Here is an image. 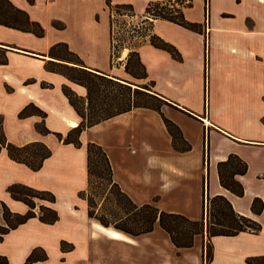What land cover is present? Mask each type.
Listing matches in <instances>:
<instances>
[{"label":"crops","instance_id":"crops-1","mask_svg":"<svg viewBox=\"0 0 264 264\" xmlns=\"http://www.w3.org/2000/svg\"><path fill=\"white\" fill-rule=\"evenodd\" d=\"M7 1L39 24L43 34L0 23L2 131L9 143L42 142L51 154L32 170L11 159L5 148L0 150V225H5L1 203L13 213L29 209L10 196L7 187L13 183L51 192L54 202L41 204L58 215L50 224L31 217L3 234L0 255L8 264H26L35 248L46 258L29 264H247L248 257L264 255V0H191L183 16L200 23L202 32L149 18L152 33L173 45L181 58L146 37L135 49L145 78L126 71L128 49H122L116 61L112 57L107 4H130L132 17L143 20L148 2L165 0ZM56 44H65L74 60L68 61L60 48L52 55ZM50 63L80 66L127 84L148 81L167 104L160 112L132 108L82 130L79 146L65 143L63 138L74 127L68 121L77 125L80 118L62 86L83 99L86 88L48 69ZM28 106V113L19 116ZM31 106L45 116L35 114ZM162 115L179 128L188 150L173 147ZM37 124L49 132H39ZM88 143L103 149L113 182L136 205L152 204L196 220L202 218L208 198L222 195L261 228L211 237L212 258L206 262V232L195 235L190 247L177 248L157 221L152 230L136 236L104 226L88 216L87 200L79 195L88 188ZM230 154L247 165L236 177L242 196L219 182L217 164ZM255 197L263 202L258 214L251 210ZM34 211L38 213L36 207Z\"/></svg>","mask_w":264,"mask_h":264},{"label":"trees","instance_id":"trees-1","mask_svg":"<svg viewBox=\"0 0 264 264\" xmlns=\"http://www.w3.org/2000/svg\"><path fill=\"white\" fill-rule=\"evenodd\" d=\"M172 1V3H170ZM109 10L114 9L115 12L120 14L121 9H126L130 16L134 15L133 8L130 4H107ZM191 5V0H165L162 2L151 1L148 2L145 7V16H147L143 22H148V33L145 35L144 39L147 37L152 45L155 47L164 49L168 51L172 57L175 59H180V54L177 49L164 41L162 38L152 33V20L155 18H162L184 26L188 29L202 32V25L196 22H189L185 20L183 16V7ZM124 14V13H122ZM151 18V19H149ZM0 23L5 24L10 27L31 31L34 34L41 36L43 30L40 25L36 22L30 21L27 14L12 6L7 0H0ZM111 32H112V20H110ZM113 34V33H112ZM112 35V57L117 56L114 53ZM56 48L63 49L64 56L68 61L74 60L73 54L68 51L65 44H56L52 47L50 53L53 55ZM134 55L136 58V65L141 70V73H136L133 65H130V57ZM72 57V58H71ZM48 69L58 71L65 75L69 80L83 85L86 88V98L78 96L73 90L68 86H62V92L68 99L69 104L73 107L74 111L80 118L79 123L72 127L67 133L63 141L65 143H73L75 146L80 145L79 135L82 130L90 127L100 121L108 119L114 115L126 112L135 107L150 108L160 112V107L167 102L158 96L156 92L152 89L143 87L144 89H139L138 87L133 89V97L128 98L127 102L118 100L119 98L115 95L111 97L113 102H110L111 110L103 108L106 101L102 99L104 89L101 86H108V84H116L125 87L129 90L130 84L120 82L118 80L112 79L105 75L87 70L80 66H71L67 64H48ZM126 71L135 78H145L146 72L143 64L139 60V56L136 50H131L128 53L126 64ZM150 100H158L159 104H151ZM29 106L25 107L19 112V116H24L29 111ZM31 111L35 114H39L42 117L45 113L36 107L31 106ZM164 124L172 137V144L176 150L186 151L190 146L183 140L179 128L171 120L167 119L162 115ZM2 117L0 116V150L5 148L9 157L15 161L26 164L32 170H38L43 160L51 154L50 149L42 142H31L23 146H16L12 143L6 141L5 136L1 127ZM36 129L41 133H48L49 131L42 124H37ZM57 136L62 139L60 134ZM87 150V173H88V188L91 184V176L95 174L92 169L93 165V153L97 150L104 161L107 168V176L109 182L116 188L118 194L126 199L127 203L130 205L129 213L133 212L132 226H126L122 224H111L108 220L102 217H96L90 210L89 200L85 197V191L80 192L81 197H85L88 202L87 214L91 218H95L104 226H111L117 230L123 231L124 233L136 236L141 233L149 232L152 230L154 223L157 221L158 224L168 233L172 243L177 248L190 247L193 243V238L197 234H203L206 232L207 241L204 246V259L206 262L210 261L212 258V245L210 242L213 236H233L240 232H252L256 233L260 230V224L254 219L242 215L236 212L230 203V201L222 196L215 195L207 199V203L204 207V213L201 219H190L182 214L165 212L159 210L156 206L152 204L136 205L130 198L123 193L118 185L113 182L111 175V166L103 149L95 144L88 143L86 145ZM246 163L235 154H230L225 160L218 162L217 172L220 184L235 194L236 196L243 195V186L241 182L236 178L238 175H242L246 172ZM7 191L10 196L15 199L24 202L28 205L29 209L24 214H18L11 212L4 203H1L2 217L4 219L5 225H0V239H2L3 234L7 233L10 229L15 228L21 223H24L27 219L37 216L38 219L44 223H53L57 220L58 215L55 209L45 206L43 204L39 205L38 213L34 211L35 202L34 199L38 198L48 202H54V195L46 190H38L27 186L25 184L13 183L7 187ZM263 208V202L260 198L255 197L251 202V210L253 213H260ZM62 248L64 245L61 244ZM46 258L45 252L40 248H35L26 258L25 263L29 264L34 261L44 260ZM247 264H264V255L262 256H252L246 259ZM0 264H8V260L5 256L0 255Z\"/></svg>","mask_w":264,"mask_h":264},{"label":"rangeland","instance_id":"rangeland-1","mask_svg":"<svg viewBox=\"0 0 264 264\" xmlns=\"http://www.w3.org/2000/svg\"><path fill=\"white\" fill-rule=\"evenodd\" d=\"M170 3H172V1ZM119 12L120 14L115 12L114 9L110 10L115 55H119L122 49H128V53L131 50H135L136 46L144 40L145 35L148 33L149 27L148 22H143L144 19L139 20L137 18H133L129 15L126 9H121ZM116 58L117 56H114L115 61ZM131 64L133 65L136 73H141V70L136 65V58L134 55H131L130 57V65ZM129 83L131 85L130 92L127 88L116 84L101 86V88L104 89L102 93L104 97H102V99L106 101V104L103 106V108L111 110L112 106L110 107L109 103L113 102L111 97L115 95L119 98L118 100L127 102L128 98L131 99L133 97L132 93L134 88L138 87L139 89H144L142 88L143 86L151 89L150 83L145 80L133 79V81ZM149 103L159 104V101L150 100ZM92 158V169L95 174H93V176L90 178V188H87L85 191V197L89 200V204L91 205L90 210L94 216L102 217L113 225L122 224L133 227L134 224L131 218L134 211L131 213L128 212L130 205L127 203L125 198L118 194L116 188L109 182L107 168L104 161L102 160L101 154L97 150H94ZM34 202L36 205V211H38L37 207L41 203L46 204L48 201L35 198ZM123 208H127L128 211H125Z\"/></svg>","mask_w":264,"mask_h":264},{"label":"bare ground","instance_id":"bare-ground-1","mask_svg":"<svg viewBox=\"0 0 264 264\" xmlns=\"http://www.w3.org/2000/svg\"><path fill=\"white\" fill-rule=\"evenodd\" d=\"M71 120V119H70ZM75 121V120H74ZM74 121H68L69 125L71 126H76V123ZM98 227L103 229V230H108L106 229L104 226H102L101 224H98ZM109 232L113 235H118L119 233L117 232V230L114 229H109Z\"/></svg>","mask_w":264,"mask_h":264},{"label":"built area","instance_id":"built-area-1","mask_svg":"<svg viewBox=\"0 0 264 264\" xmlns=\"http://www.w3.org/2000/svg\"><path fill=\"white\" fill-rule=\"evenodd\" d=\"M206 203H207V200H206Z\"/></svg>","mask_w":264,"mask_h":264}]
</instances>
